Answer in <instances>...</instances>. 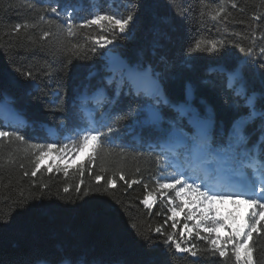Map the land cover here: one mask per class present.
I'll return each instance as SVG.
<instances>
[{
	"label": "trees",
	"instance_id": "16d2710c",
	"mask_svg": "<svg viewBox=\"0 0 264 264\" xmlns=\"http://www.w3.org/2000/svg\"><path fill=\"white\" fill-rule=\"evenodd\" d=\"M231 2L0 0V101L20 120L10 122L0 110V124L7 123L6 130H18L30 143L55 144L53 151L77 153L90 145L88 154L70 167L49 168L40 159L36 176L31 174L33 161L47 149L24 153L16 149L26 145L16 142L0 150L5 158L9 152L15 158L0 168V264H235L234 258L225 261L208 251L209 241L200 238L216 237L217 228L210 234L193 225L194 231L184 235L186 219L172 222L168 207L167 198L176 201L175 191L163 190L161 196L157 190L164 175L175 173L172 158L185 167L181 149L169 150L160 142L181 139L187 151L193 144L203 145L249 176L251 168H242L234 157L244 163L264 162V0H235L236 8ZM221 5L226 12L212 20L210 14ZM129 11L134 20L125 33L114 32L107 21L79 27L97 13L126 16ZM69 13L77 26L73 37L65 32ZM17 23L35 27L14 32ZM43 31L52 36L42 40ZM114 36L103 48L95 43ZM197 41L205 50L190 51ZM209 41L222 46L208 52ZM108 58L121 67L111 68ZM129 67L146 72L145 79L151 87L158 85L160 97L132 86L125 77ZM252 96L254 106L248 107ZM150 108L160 114L159 123L149 122ZM194 117L207 122L203 144ZM108 127L115 131L110 142L103 140L105 151H94L96 142L91 140L74 146L85 130L107 133ZM117 168L127 180L140 182L128 187L117 175L116 187L109 186L107 177ZM189 176L202 188L223 190L213 174L206 180L195 169ZM148 192L156 197L150 209L141 203ZM224 201L229 200L218 203ZM200 210L199 215L209 213L203 206ZM245 218L239 224L229 214L219 221L230 235ZM169 234L198 255L179 253L171 242L165 243ZM248 243L253 245L254 264H264V235L254 233V242Z\"/></svg>",
	"mask_w": 264,
	"mask_h": 264
},
{
	"label": "snow or ice",
	"instance_id": "6c2138e0",
	"mask_svg": "<svg viewBox=\"0 0 264 264\" xmlns=\"http://www.w3.org/2000/svg\"><path fill=\"white\" fill-rule=\"evenodd\" d=\"M29 8L33 7L32 4L28 5ZM231 7L236 8L237 4L235 3V0H232ZM52 13L57 12L56 7H52L51 9ZM47 11V10H45ZM226 12V8L221 5L217 8H215L212 13L210 14V18L212 20H217L222 13ZM69 19L67 22V26L65 29L67 37H73L76 35L75 29L76 25L73 23V20L71 18V13L68 14ZM40 20H44V16L41 15L39 17ZM253 19H259V17L254 16ZM134 20V15L131 11L127 13L126 16H122L119 14H108V13H97L95 15H91V18L85 20L79 27H90L93 24H96L100 21H107L109 26L112 27L113 31H118L119 33H125L129 29V25ZM21 27L27 29L29 27H35V25H29L28 23H24L23 25L17 23L14 28V32H17L21 29ZM52 36V33L50 31H43L41 39H45ZM116 37L114 36L112 40H108L105 37H100L95 41V43L103 48L107 44H112ZM104 40V43L101 44L100 41ZM209 46L206 48L208 52H216L219 50V47L222 46V44H219L215 41H209L207 42ZM62 46V42H61ZM74 48L80 47L79 45H73ZM205 50L202 47V44L200 41H197L195 45L193 46L190 51H203ZM93 53L97 52V48L93 47L91 49ZM249 52L252 51L251 48L248 49ZM261 53L264 54V48L261 49ZM125 74L128 78L129 83L134 84L135 86L139 87V81L147 78L146 72H140L139 70L135 68H127L125 70ZM26 75L31 76V73H26ZM158 85L152 84L151 89L147 93L150 96H158ZM237 95H242V91H238ZM255 97H249L246 101V105L248 107L254 106ZM252 115H255V112L253 111ZM264 115V114H262ZM152 118L157 117V113L155 110H152L151 112ZM193 123H196L195 117L193 118ZM198 127H203L202 124L197 125ZM10 125L7 123L0 124V150L3 149L4 145L16 143L18 142L19 145L23 146L26 145V147L17 148L16 151H22L24 153H28L29 151H39L43 153L45 149L48 151L53 150L56 145L49 143L46 146L43 144H34L30 143L26 140L25 136L20 134L18 130H6L9 128ZM14 128V126H12ZM115 131L114 128L108 127L107 133H100L98 131L95 132L94 130L88 129L84 131V134L79 137V139L74 143V146L82 147L85 143L88 141H95L96 147L94 148V151L100 152L105 151L102 148V142L107 137L109 138L110 142V134ZM197 138L194 137V143ZM201 141V144L204 143L203 137L199 138ZM63 147H67V145H64ZM112 154L110 152H106V156H111ZM41 159V156H36V159L33 161L35 164V168L32 170L31 174L32 176H36L37 172L40 170V164L37 163ZM123 159V157H121ZM234 161L241 165L242 168H251L252 174L249 176L247 173L241 171L239 174L242 177V182L240 183H232L227 182L223 186V190L216 191L211 188H205L204 191H201V186L196 184L194 181L192 183H189L188 181L191 179V177H188L184 172H177L174 173L171 179V182L167 183H160L157 182V190L160 191L161 196H163L165 193L163 190H174L175 195L177 198L181 197L185 191L195 193L200 199L198 203L202 205L205 201L211 203L216 200L223 201L225 199L231 200L233 203L237 202V199H239L240 202L245 203L249 206L250 211L246 213L245 221L242 225H240L238 228H236L227 238H220V237H212L211 235L206 237H200L202 239L209 241V248L208 251L215 254L218 253L220 257L224 258L225 261L232 260L234 258L235 264H254L253 260V245L248 243L249 240H253L254 242V233L259 235H264V163H260L259 166L255 163H244L241 160H236L235 157L233 158ZM15 163V158L12 152L8 153L7 158H5L2 154H0V168L4 167L5 164H13ZM159 163V161H158ZM21 168L24 167L23 164L20 165ZM107 170V169H105ZM137 172H139V169H137ZM67 174V173H65ZM24 175L27 176L28 172L25 171ZM119 176V179L121 181H124L128 187H131L134 183H139L138 180H127L125 178V173L123 172L122 168H117L115 171H113L112 175L107 177V184L111 187H116L117 181L115 179L116 176ZM101 176L97 175L96 180L100 181ZM82 182V181H81ZM180 187H177V186ZM147 189V185L145 186ZM68 187L64 188L65 192H68ZM79 185H77V191H79ZM107 188H105V191ZM154 193L148 192L147 195H145L144 199L141 201L147 208L152 207V203L154 202L152 200ZM170 204H175V201L172 198H169L168 201ZM169 211L173 213V216L176 214V207L170 208ZM195 215V214H193ZM193 216H189V219H192ZM200 220L201 224H197L196 227H203L205 231L209 232L210 234L214 232L217 228V226L224 227L225 225L222 223V221H219L212 217L211 210H209V213L205 215L204 213L200 214ZM206 221V222H205ZM175 223L173 224V228H175ZM187 227V225H185ZM155 232L160 233L161 228L156 227ZM197 236H200V233L197 232ZM171 242L172 245H174L175 249L180 252H190L192 256H197L198 251L187 247L182 248L181 244L176 242L174 239V236L172 234H169L167 237V240L165 243ZM219 242V243H218ZM230 246V247H229ZM243 251V255H242Z\"/></svg>",
	"mask_w": 264,
	"mask_h": 264
},
{
	"label": "rangeland",
	"instance_id": "374dc122",
	"mask_svg": "<svg viewBox=\"0 0 264 264\" xmlns=\"http://www.w3.org/2000/svg\"><path fill=\"white\" fill-rule=\"evenodd\" d=\"M109 61V66L115 69H118V67H121L120 63L114 62L113 58H108ZM126 79L128 80L126 74H125ZM132 84V83H131ZM132 86H135L132 84ZM138 89H144L147 93L151 89V86L149 82L144 78L139 81V87L135 86ZM150 96V95H149ZM158 96L160 97V93L158 91ZM154 97V96H150ZM0 110L2 113L6 114V116H14L13 115V110L11 107L6 104L5 102L0 101ZM186 111V109H184ZM196 119V118H195ZM15 120H18L15 118ZM10 122H13L14 119H10ZM20 121V120H19ZM202 124L203 127H198L197 125ZM196 127L200 130H202V133L207 130V124L199 122V120L196 119ZM51 133V132H50ZM53 134V133H52ZM90 145L86 146L83 150L73 153L70 149H59L57 151H47L43 157L41 158V165L42 166H47L49 168H54V167H70L75 165L77 162L81 161L89 152V147ZM183 146V141L181 139H177L176 142H174V148L179 149V147ZM208 150L204 148L203 145H194L191 150L188 152H185V155L188 156V161L192 160V162L195 164L196 167H200L199 169L202 170L204 173L203 174H215L217 176V183H225L226 178L231 175L227 176H222L221 171L222 170H227V165L224 162V157L214 153V152H207ZM187 160V159H186ZM260 163H264L261 161H257V167L259 166ZM176 165L173 166V170L175 173L177 172H184L186 175L189 173V170L193 169V164L187 163L185 167H181L179 163H175ZM224 168V169H223ZM252 170V169H251ZM241 172V171H240ZM240 172H235V174H239ZM173 174H168L164 175L165 181L162 183H167L171 182ZM206 179V178H205ZM207 180V179H206ZM195 182L196 184L199 185L197 180L191 178L188 182L192 183ZM242 182V179L240 180ZM237 182V183H240ZM170 190V189H168ZM205 188L201 187V191H204ZM160 193V192H159ZM165 193V192H164ZM161 195V194H160ZM165 196V194L163 195ZM197 195L195 193L187 192L183 193L181 197L177 198L175 204H170L169 198H167L168 202V207L173 208L176 207V214L173 216V213L171 212V221L175 222L178 218L182 217L186 219V223L184 224V235L189 236L193 231V225H197L198 220L200 219L199 213L201 212V208L203 206L204 210L209 211L212 210L213 216L215 219L220 220V218H225L229 214L233 215L235 219L240 222L244 219L246 213L249 210V206L245 203H242L237 199L236 203H233L231 200L229 201H224L223 203H218V200L213 201L211 203L205 201L203 205H200L198 203L199 199H197ZM199 198V197H198ZM156 197L153 195L152 200L155 201ZM154 203V202H153ZM152 203V204H153ZM145 206V205H144ZM146 207V206H145ZM195 214V215H193ZM189 216H193L192 219H189ZM193 221L194 224H191L190 222ZM187 225V227H185ZM201 228V227H199ZM227 235H229L228 231L226 230L225 227L217 226V230L215 233L216 237L220 238H225ZM219 243V242H218ZM182 248L186 247L185 245L181 246ZM188 248V247H187ZM179 253H185V252H180Z\"/></svg>",
	"mask_w": 264,
	"mask_h": 264
},
{
	"label": "water",
	"instance_id": "95a60500",
	"mask_svg": "<svg viewBox=\"0 0 264 264\" xmlns=\"http://www.w3.org/2000/svg\"><path fill=\"white\" fill-rule=\"evenodd\" d=\"M186 98H187V102H191L192 101V93H191L189 85L186 86ZM152 110H155V109L150 108L148 110V120H149V122L151 124H157V123H159L161 121L160 114L155 110L156 113H157V117L156 118H152V116H151ZM11 118L15 119L16 116L14 115Z\"/></svg>",
	"mask_w": 264,
	"mask_h": 264
},
{
	"label": "bare ground",
	"instance_id": "6f19581e",
	"mask_svg": "<svg viewBox=\"0 0 264 264\" xmlns=\"http://www.w3.org/2000/svg\"><path fill=\"white\" fill-rule=\"evenodd\" d=\"M18 121H19V119H18Z\"/></svg>",
	"mask_w": 264,
	"mask_h": 264
}]
</instances>
